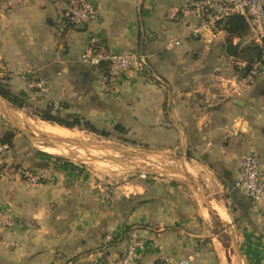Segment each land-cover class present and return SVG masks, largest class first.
Segmentation results:
<instances>
[{
  "label": "crops",
  "instance_id": "obj_1",
  "mask_svg": "<svg viewBox=\"0 0 264 264\" xmlns=\"http://www.w3.org/2000/svg\"><path fill=\"white\" fill-rule=\"evenodd\" d=\"M193 1L92 0L98 20L78 29L61 19L60 0H0V78L9 90L24 93L39 110L56 103L53 113L78 116L98 130L120 125L154 161L146 180L139 173L125 181L64 165L34 147L23 125L31 117L0 96V137L13 134L9 161L49 174L35 185L0 174V210L17 221L0 231V264H113L128 231L144 242L132 264H155L160 255L223 264L210 222L215 216L227 221L226 204L239 225L240 260L232 264H264V196L251 203L234 189L249 149L258 153L264 182V80L239 96L225 88L242 72L230 73L231 60L259 44L250 30L230 42L221 30L192 36L194 20L182 9ZM93 36L117 52L141 53L144 71L102 85V69L80 61ZM174 41L179 44L168 49ZM240 42L237 54L228 56L226 47ZM213 51L218 63L203 66ZM33 76L43 80L46 94L27 90ZM40 124L35 129L41 133ZM108 233L117 238L103 246Z\"/></svg>",
  "mask_w": 264,
  "mask_h": 264
},
{
  "label": "built area",
  "instance_id": "obj_2",
  "mask_svg": "<svg viewBox=\"0 0 264 264\" xmlns=\"http://www.w3.org/2000/svg\"><path fill=\"white\" fill-rule=\"evenodd\" d=\"M64 4L61 19L73 28H87L93 26L98 20V13L92 0H60ZM184 16L194 20L192 36L203 37L214 35L219 31L218 24L232 15L242 17L251 31L256 43L262 48L260 58L253 59L244 71L246 63H240L239 70L243 73L233 75L225 86L226 90L239 96L244 88L254 85L257 80H264V0H199L185 5L182 9ZM179 42L167 44L170 49ZM80 61L88 66L102 69L101 84L113 85L125 73L132 70L144 71L146 59L141 53L117 52L104 41L93 36L88 47L80 55ZM26 86L31 91L46 94L48 89L43 80L33 76L26 81ZM54 109L59 105L54 103ZM10 147L0 144V174L11 181H23L29 184H40L49 179L46 172L36 173L31 169L9 161ZM147 174L140 173L139 177L145 179ZM234 189L243 191L251 203H258L264 196V182L259 172L258 153L255 149L242 157L238 176L234 181ZM16 219L8 212L0 210V231L15 227ZM117 238L116 234L108 233L103 238V246L109 245ZM144 242L135 231H128L125 239V249L113 264H132L136 252ZM87 264H99L91 260ZM155 264H191V257L173 260L165 255H160Z\"/></svg>",
  "mask_w": 264,
  "mask_h": 264
},
{
  "label": "rangeland",
  "instance_id": "obj_3",
  "mask_svg": "<svg viewBox=\"0 0 264 264\" xmlns=\"http://www.w3.org/2000/svg\"><path fill=\"white\" fill-rule=\"evenodd\" d=\"M228 42H230V40ZM239 44H241V42L237 45L231 46L238 48ZM216 59L217 57H215V51L208 52L202 58V65L205 66L206 63L215 65L216 63H218ZM231 61L232 63H230L229 68L232 70H230V73L240 72L237 65L240 59L233 58ZM4 80L6 79L0 78L1 83L8 87L7 82ZM27 90L29 91L28 88ZM24 101L25 106L22 109H24L26 115L31 117V121L28 119H24L23 125L27 129L26 132H28V130H31L27 134L34 141V147L38 151H41L43 153H46L44 152L45 148L55 150L57 149V151L59 152L58 154H47L60 161H63L65 163L64 165L73 164L79 168L86 167L93 173L103 176L105 175V177L108 179L115 176V174L121 175L120 177L124 179V181L138 177L139 173H146L148 169L152 168L151 163L154 161L153 157L148 155V150L144 149L143 147L135 146L136 143L132 142L128 138H125L124 133L115 131L113 129H111L110 132H107V137H103L94 133H90L87 130H84L82 127L73 128L70 129L72 137L63 138V140L70 139L80 143H86L87 147L86 145L85 147H81L75 144L64 142L56 143L51 140H46L41 134L44 132L40 133L37 131V133L32 134V131L36 132L35 126L45 121H42L35 115L37 110L39 109L29 106L26 95ZM146 177H149V174H147ZM138 179L146 180V178L141 179L139 177ZM226 206L227 211L225 212L227 213L228 220L224 221L221 220L218 216H215V218L217 219L213 218L210 223L212 227L211 231L215 234V243L219 245L220 249H222V251L224 252V257L222 258L223 264H232L235 257V252L238 253V256L240 258V254L238 251V238L236 236V228H238L239 225L236 220L237 218L231 215L230 205L226 204ZM229 229L233 231L230 232Z\"/></svg>",
  "mask_w": 264,
  "mask_h": 264
},
{
  "label": "trees",
  "instance_id": "obj_4",
  "mask_svg": "<svg viewBox=\"0 0 264 264\" xmlns=\"http://www.w3.org/2000/svg\"><path fill=\"white\" fill-rule=\"evenodd\" d=\"M219 30L223 31L227 37V41L231 40L232 38H242L248 34V25L246 21L238 16L232 15L226 18L221 24H218ZM262 54V48H260L256 44H250L243 47L238 57L240 60L246 63V67L244 69L247 70L249 67V63L253 59L260 58ZM242 71L241 73H243ZM0 96L10 103L12 106L22 109L25 106V95L24 93H12L6 85L2 84L0 81ZM53 106L49 105L47 108L43 110H37L36 116L41 119L42 121L55 124L57 126L73 129V128H83L90 133H94L103 137H107L108 133L103 130L96 129L93 125H91L88 121L81 119L78 116H65L61 117L58 114L52 112ZM113 130L119 131L121 133L126 134L125 129L120 125H115ZM12 139L13 134L11 132H5L0 137V144H7L9 147L12 146ZM128 229H124V232H127Z\"/></svg>",
  "mask_w": 264,
  "mask_h": 264
},
{
  "label": "bare ground",
  "instance_id": "obj_5",
  "mask_svg": "<svg viewBox=\"0 0 264 264\" xmlns=\"http://www.w3.org/2000/svg\"><path fill=\"white\" fill-rule=\"evenodd\" d=\"M34 126V125H33ZM37 127V126H36ZM40 128V130H42V132L47 133L48 136L50 138H57V139H62L65 137H72L71 136V132L68 131V129H64L61 127H57V126H51V125H47V124H42L38 126ZM37 131V129H36ZM75 135V134H74ZM80 136V135H79ZM65 149V148H64ZM45 152H48L50 154H58L59 152L57 151V149H50V148H45L44 149ZM62 151V150H61ZM67 153V152H66ZM226 218V217H225ZM223 219V218H222ZM224 220V219H223ZM228 220V219H226ZM221 254V253H220ZM224 257V256H223Z\"/></svg>",
  "mask_w": 264,
  "mask_h": 264
},
{
  "label": "water",
  "instance_id": "obj_6",
  "mask_svg": "<svg viewBox=\"0 0 264 264\" xmlns=\"http://www.w3.org/2000/svg\"><path fill=\"white\" fill-rule=\"evenodd\" d=\"M195 1H199V0H195ZM225 51H226V54L228 55V56H230V57H234L236 54H237V52H238V49L236 48V47H234V46H227L226 47V49H225ZM42 135H43V137H44V139H46V140H51V141H54V142H56V143H62V142H64V143H69V144H75V145H78V146H81V147H85V145H86V147H87V144L86 143H80V142H77V141H74V140H70V139H65V140H62V139H55V138H50L47 134H45V133H41ZM235 255V258H238V261L237 262H239V260H240V258H239V256H238V253L237 252H235L234 253Z\"/></svg>",
  "mask_w": 264,
  "mask_h": 264
}]
</instances>
